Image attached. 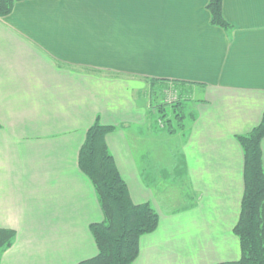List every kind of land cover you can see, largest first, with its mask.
<instances>
[{"label": "crops", "instance_id": "crops-1", "mask_svg": "<svg viewBox=\"0 0 264 264\" xmlns=\"http://www.w3.org/2000/svg\"><path fill=\"white\" fill-rule=\"evenodd\" d=\"M208 2L15 0L0 17V228L16 231L0 264L98 254L90 226L105 217L78 164L96 121L115 127L106 142L132 200L159 213L132 264L241 258L237 136L264 115V0H223L229 30L211 23ZM151 78L201 90L185 129L152 116Z\"/></svg>", "mask_w": 264, "mask_h": 264}, {"label": "trees", "instance_id": "trees-1", "mask_svg": "<svg viewBox=\"0 0 264 264\" xmlns=\"http://www.w3.org/2000/svg\"><path fill=\"white\" fill-rule=\"evenodd\" d=\"M14 3L15 0H0V17L10 14ZM207 7L213 25L225 30L232 28L223 13V0H209ZM150 80L153 85L176 87L173 94L178 93V98L162 105L172 104L174 109L184 112L181 93L182 88L190 82L160 78ZM176 112L179 117L178 125L182 130L186 127L182 121L185 115H178L179 112ZM114 128L96 121L88 129L79 151V168L93 183L105 218L90 226L98 254L78 264H132L139 254L141 237L153 232L159 224V213L150 203L137 204L132 200L128 184L108 149L106 135ZM168 128L169 132L178 131L171 126ZM263 138L264 115L250 132L237 136L244 150V194L234 232L240 239L242 256L237 261L221 264H264ZM15 235L14 229L0 228V256L3 250L11 246Z\"/></svg>", "mask_w": 264, "mask_h": 264}, {"label": "rangeland", "instance_id": "rangeland-1", "mask_svg": "<svg viewBox=\"0 0 264 264\" xmlns=\"http://www.w3.org/2000/svg\"><path fill=\"white\" fill-rule=\"evenodd\" d=\"M191 84H193V83H190V84L186 85L185 87H189V86H191ZM184 88H182V89L184 90ZM173 90L174 89L170 88L169 86L166 88L161 84L153 85L151 80L148 81L147 85L144 87V91L146 92V94L149 96L151 95L152 116L155 115L154 118H158L159 126L160 127L165 126L167 129H169L168 127L171 126L174 129L177 128L178 130H181L179 128V125H178L179 117L177 116L176 111L179 112L178 115H181V114L185 115L184 119H182V121H183V123H185L186 126H189L190 122H191L190 121L191 120L190 113L196 111L195 103H197V101H198V100L191 101V99L193 98V96L194 97L195 96H202V94H201V90L197 89L196 87L192 88V90L190 87L186 88V90L181 93V99H183L182 102L184 105V112H181V110L174 109L172 104L171 105H169V104L162 105V103H168L170 101L172 102L178 98V93H176L173 96ZM168 92H172V93L169 94ZM190 94H192V95H190ZM174 98H176V99H174ZM189 98H191V99H189ZM176 191H177V189L173 190V192H176ZM190 191H191L190 187L186 184V186L182 190V195L184 192L185 193L188 192L189 194H191ZM172 195H173V193H172ZM158 196H160L159 193H157V196H156L157 199H158ZM167 197L169 198V197H171V195L168 193ZM178 197H180V192H178ZM195 198H196L195 196L191 197L190 200L192 203H189V199L185 198V201H184L185 204L184 205L187 206V208H189L191 206V204H193V202L195 201Z\"/></svg>", "mask_w": 264, "mask_h": 264}, {"label": "built area", "instance_id": "built-area-1", "mask_svg": "<svg viewBox=\"0 0 264 264\" xmlns=\"http://www.w3.org/2000/svg\"><path fill=\"white\" fill-rule=\"evenodd\" d=\"M170 93H172V92H170ZM170 93H169V94H170ZM174 95H175V94H173V96H174ZM174 99H176V98H174Z\"/></svg>", "mask_w": 264, "mask_h": 264}]
</instances>
